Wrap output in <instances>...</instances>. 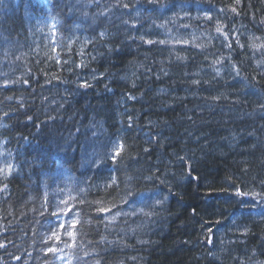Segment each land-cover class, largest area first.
I'll return each mask as SVG.
<instances>
[{
	"label": "trees",
	"instance_id": "trees-1",
	"mask_svg": "<svg viewBox=\"0 0 264 264\" xmlns=\"http://www.w3.org/2000/svg\"><path fill=\"white\" fill-rule=\"evenodd\" d=\"M149 5L0 0V264H264V0Z\"/></svg>",
	"mask_w": 264,
	"mask_h": 264
},
{
	"label": "bare ground",
	"instance_id": "bare-ground-1",
	"mask_svg": "<svg viewBox=\"0 0 264 264\" xmlns=\"http://www.w3.org/2000/svg\"><path fill=\"white\" fill-rule=\"evenodd\" d=\"M85 0H81V2H84ZM140 0H138V2H139ZM58 6L60 5V7L61 6H63L62 5V2H58V4H57ZM112 5V3L111 2H108L107 3V5H106V3H104L103 5H102V7H100L99 9H97V11H96V13H98L99 14V18H101V19H106L107 18V16H109V12H107V13H105L104 12V10H107L106 9V6H111ZM149 6H151V9L152 8H154L153 6H152V3H151V5H149ZM135 6L132 4L131 6H129L127 9H128V11L130 12V13H132L133 11H134V8ZM153 10V9H152ZM111 11H113V10H111ZM104 12V13H103ZM80 16H84V15H80ZM88 21L87 20V18H84L83 19V21ZM42 18H38V19H36V22L35 21H31V23H30V27H32V32H33V36H34V33H35V35L36 34H39V33H41L42 31H41V28H40V26L41 25H43L42 23ZM139 24V23H138ZM137 24V25H138ZM84 29H80V28H76V31H82L84 34H87V35H90V33H92L90 30H84ZM99 31H101V28H96L95 29V31H94V33H98ZM96 43H98V42H96ZM71 49H74L73 47H71ZM49 53V52H48ZM65 55L66 56H71V50L70 51H67L66 53H65ZM46 56H48V54L46 53Z\"/></svg>",
	"mask_w": 264,
	"mask_h": 264
},
{
	"label": "snow or ice",
	"instance_id": "snow-or-ice-1",
	"mask_svg": "<svg viewBox=\"0 0 264 264\" xmlns=\"http://www.w3.org/2000/svg\"><path fill=\"white\" fill-rule=\"evenodd\" d=\"M149 2L150 3H152V4H154V5H156L157 3H158V0H149ZM125 7H127V5H125ZM235 9H233V11H234ZM137 14H139V13H137ZM209 19H210V17H208ZM217 31L218 32H221L222 31V28H221V26H217ZM225 38L227 39V35L225 34ZM141 39H143V37H141ZM149 43H152V41H149ZM160 43H164L163 41H160ZM230 46V45H229ZM214 63H219V61H214ZM113 183H115V180L113 179ZM129 195H131V193H129ZM236 195H239V196H243V195H247L246 193H242V192H237L236 193ZM156 203L157 204H161L162 203V201L161 200H156ZM98 211L99 212H104V211H107V209H104V208H100V209H98ZM141 211H142V209H141ZM117 214H119V213H117ZM111 219H115V216H113V217H111ZM73 224H75V221H73ZM51 230V229H50ZM68 235H72V233H67ZM51 238H57L58 239V236H57V234L55 233V232H53V237H50V239ZM0 247H3V245H0ZM49 251H55L54 249H49Z\"/></svg>",
	"mask_w": 264,
	"mask_h": 264
}]
</instances>
